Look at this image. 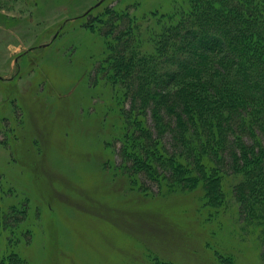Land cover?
Returning <instances> with one entry per match:
<instances>
[{
    "label": "rangeland",
    "instance_id": "obj_1",
    "mask_svg": "<svg viewBox=\"0 0 264 264\" xmlns=\"http://www.w3.org/2000/svg\"><path fill=\"white\" fill-rule=\"evenodd\" d=\"M190 1L0 0V264H264L238 178L212 208L201 186L161 192L123 159L132 98L113 73L131 63L107 21L122 18L116 36L135 21L148 51Z\"/></svg>",
    "mask_w": 264,
    "mask_h": 264
},
{
    "label": "trees",
    "instance_id": "obj_2",
    "mask_svg": "<svg viewBox=\"0 0 264 264\" xmlns=\"http://www.w3.org/2000/svg\"><path fill=\"white\" fill-rule=\"evenodd\" d=\"M114 20L122 18L107 21L112 56L125 50L131 63L117 62L113 73L124 99L132 98L122 137L126 168L146 174L161 192L199 185L212 208L222 203L218 183L238 178L236 196L264 245V0L190 1L148 51L133 36L135 21L116 36Z\"/></svg>",
    "mask_w": 264,
    "mask_h": 264
},
{
    "label": "water",
    "instance_id": "obj_3",
    "mask_svg": "<svg viewBox=\"0 0 264 264\" xmlns=\"http://www.w3.org/2000/svg\"><path fill=\"white\" fill-rule=\"evenodd\" d=\"M103 1H100L98 4H96L94 7L89 9L86 14H88L93 8L98 7L100 4H102Z\"/></svg>",
    "mask_w": 264,
    "mask_h": 264
}]
</instances>
